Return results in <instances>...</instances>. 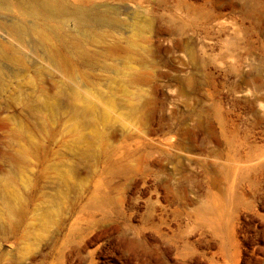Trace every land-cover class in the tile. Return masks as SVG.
<instances>
[{
    "label": "rangeland",
    "instance_id": "rangeland-1",
    "mask_svg": "<svg viewBox=\"0 0 264 264\" xmlns=\"http://www.w3.org/2000/svg\"><path fill=\"white\" fill-rule=\"evenodd\" d=\"M0 4V264H264V0Z\"/></svg>",
    "mask_w": 264,
    "mask_h": 264
},
{
    "label": "bare ground",
    "instance_id": "bare-ground-1",
    "mask_svg": "<svg viewBox=\"0 0 264 264\" xmlns=\"http://www.w3.org/2000/svg\"><path fill=\"white\" fill-rule=\"evenodd\" d=\"M3 5H5V4H0V10H2V9L5 10V7H3ZM7 7H8V5H7ZM29 15L35 16V12H33V13L30 12ZM11 24H12V23H11ZM12 26H13V24H12ZM21 26H22V25H21ZM8 27H9V26H8ZM13 30H14V29H13ZM13 30H12V31H13ZM18 30H19V29H18ZM21 30H22L23 34H24V32H25V34H26L27 31H29V33L31 32L29 29H28V30L24 29V26L21 28ZM22 32H21V33H22ZM22 36H23V35H21V38H22ZM26 36H27V35H26ZM28 36H29V35H28ZM22 40H23V39H22Z\"/></svg>",
    "mask_w": 264,
    "mask_h": 264
}]
</instances>
